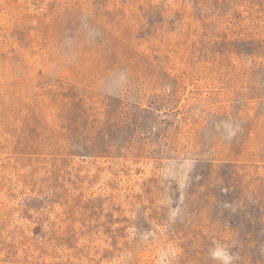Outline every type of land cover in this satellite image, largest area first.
<instances>
[{
	"label": "rangeland",
	"instance_id": "obj_1",
	"mask_svg": "<svg viewBox=\"0 0 264 264\" xmlns=\"http://www.w3.org/2000/svg\"><path fill=\"white\" fill-rule=\"evenodd\" d=\"M0 264H264V0H0Z\"/></svg>",
	"mask_w": 264,
	"mask_h": 264
},
{
	"label": "clouds",
	"instance_id": "obj_2",
	"mask_svg": "<svg viewBox=\"0 0 264 264\" xmlns=\"http://www.w3.org/2000/svg\"><path fill=\"white\" fill-rule=\"evenodd\" d=\"M213 256H214V257L216 256V253H215V252L213 253Z\"/></svg>",
	"mask_w": 264,
	"mask_h": 264
}]
</instances>
